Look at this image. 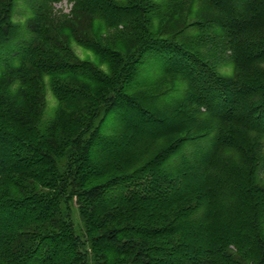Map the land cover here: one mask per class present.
<instances>
[{
    "label": "trees",
    "instance_id": "trees-1",
    "mask_svg": "<svg viewBox=\"0 0 264 264\" xmlns=\"http://www.w3.org/2000/svg\"><path fill=\"white\" fill-rule=\"evenodd\" d=\"M15 1L0 0V47L13 34L10 16ZM51 1L57 0H40L32 6L35 15L28 27L37 43L23 44L15 52L21 56L20 63L0 73V264H264V182L254 184L249 176L246 187L236 184V191L227 195L245 207L243 225L215 226L214 219H228L233 213L222 210L220 202L226 198L215 183L212 160L198 167L179 164L168 172H157L181 139L123 177H108V166L92 161L88 155L96 130L76 125L89 121L91 115L71 107L72 97H68L73 88L74 97H86L88 88L71 85V80L78 81L71 76L67 80L66 72L57 66V52L41 48L50 42L44 34L50 26L45 8ZM144 1L138 0V5L146 13L142 22L149 30L148 17L155 7L144 6ZM210 1L223 17L221 25L228 36L236 34V29L238 33L244 30L245 20L240 18L258 5L250 0ZM111 6L113 16L99 18L106 27L139 28V24L126 25L128 21L120 16L122 8ZM163 44L170 57L182 54L187 68L201 61L181 44ZM240 49L233 51L237 64H251L260 56L251 57ZM113 52L107 56L115 64L130 57ZM128 67H124L127 78L132 74ZM180 71L190 77L181 67ZM35 74L49 78L58 101L57 114L44 126L46 84L34 81ZM200 74L190 79L195 82ZM212 74L215 86L220 87L221 80ZM225 104L223 108L229 111L223 116L230 119L235 107L228 100ZM127 105L133 106L130 100ZM145 113L136 119L143 120ZM237 119L264 133V125L259 124L264 119V100ZM160 135L151 132L148 137L159 139ZM76 215L79 223L74 222Z\"/></svg>",
    "mask_w": 264,
    "mask_h": 264
},
{
    "label": "rangeland",
    "instance_id": "rangeland-1",
    "mask_svg": "<svg viewBox=\"0 0 264 264\" xmlns=\"http://www.w3.org/2000/svg\"><path fill=\"white\" fill-rule=\"evenodd\" d=\"M250 1L258 5L242 15L240 19L245 20L246 27L240 33L236 29L233 36H228L222 27L223 17L210 0H145L144 6L155 7L148 17L151 19L149 30L142 22L146 13L140 11L138 0H57L45 8L50 26L47 25L44 35L50 42L41 48L57 52V66L66 72L67 80L71 76L78 81L71 80V85L77 87L79 83L88 88L86 97H74L76 88L68 96L72 97L71 107L91 115L89 121L76 124L85 125L89 132L96 130L88 156L100 166H108V177H123L181 139L157 172H168V168L179 164L195 166L196 163L198 167L212 160L210 169L215 174V183L226 198L220 202L225 207L222 210L233 213L228 219H214L215 226L243 225L245 207L237 198L227 195L236 191V184L243 183V188L246 187L249 176L254 184L258 180L264 182V133L237 119L264 100V0ZM37 2L40 0L15 1L10 16L13 34L0 47V73L20 63L21 56L15 52L23 44L37 43L28 27L35 15L32 6ZM111 4L122 8L120 16L126 18V25L139 24V28L132 31L121 25L106 27L99 18L113 16ZM164 41L183 45V49L201 59L200 63L187 68L182 54L176 53L178 58H172L165 53ZM135 46L138 49L133 51ZM240 48L251 57L256 53L260 56L251 64H237L233 51H242ZM109 51L130 57L128 60L122 57L125 61L115 64L107 56ZM169 65L173 67L170 69ZM128 66L132 73L129 78L124 77ZM180 67L189 73V78L181 73ZM197 72L201 74L193 82L191 79ZM209 73L221 80L220 87L215 86L217 82ZM34 81L46 84L42 101L44 126L57 114L58 101L45 74H35ZM222 92L225 93L222 95ZM126 100L133 106H126ZM226 100L235 107L230 119L223 116L229 111L223 108ZM88 105L89 109H84ZM143 112L152 117L145 113L143 120L136 119ZM259 124L264 125V119ZM151 132L161 133V138H149ZM74 222L79 223L77 215Z\"/></svg>",
    "mask_w": 264,
    "mask_h": 264
}]
</instances>
